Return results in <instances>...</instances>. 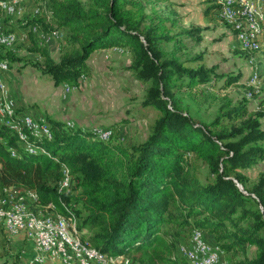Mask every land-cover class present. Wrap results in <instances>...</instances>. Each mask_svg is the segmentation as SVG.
Masks as SVG:
<instances>
[{
    "label": "trees",
    "instance_id": "1",
    "mask_svg": "<svg viewBox=\"0 0 264 264\" xmlns=\"http://www.w3.org/2000/svg\"><path fill=\"white\" fill-rule=\"evenodd\" d=\"M19 1H31L38 10L23 29L39 57L33 66L55 86L78 87L89 75L87 61L94 51L128 48V70L147 84L143 105L158 117L145 141L128 148L49 118L50 139L25 131L22 140L0 124V196L10 187L34 192L41 209L51 205L60 215L74 216L92 248L130 255L133 264H179L177 243L184 230L193 229L212 237L211 245L228 255L227 264H264V169L256 181L246 174L262 169V123L248 115L246 104L230 109L225 104L210 126L198 125L178 99L182 91L198 94L200 85L224 79L228 86L241 76L219 75L202 64L187 67L174 54L176 48L166 52L161 47H181L186 39L199 42L201 29L171 34L178 24L171 18L175 13L169 5L166 16L154 8L147 13L146 2L152 0ZM59 30L64 42L55 60L37 36ZM4 56L10 63L15 59L11 51ZM193 59L201 62L202 56ZM224 118L228 127H222ZM196 162L211 176L205 183ZM65 169L71 185L59 192Z\"/></svg>",
    "mask_w": 264,
    "mask_h": 264
},
{
    "label": "rangeland",
    "instance_id": "2",
    "mask_svg": "<svg viewBox=\"0 0 264 264\" xmlns=\"http://www.w3.org/2000/svg\"><path fill=\"white\" fill-rule=\"evenodd\" d=\"M166 5L175 13L171 18L178 23L170 30L171 34L183 28H200L201 31L199 42L186 39L181 47H174L172 43L162 44L164 51L172 52L176 48L174 54L187 67L195 68L202 64L213 68L219 75L241 76L237 83L228 86L224 79H217L211 86L200 85L194 91L198 94L182 91L178 97L182 110L196 124L210 126L222 115L225 104L229 105L228 109L246 104L248 115L258 117L264 130V27L259 50L248 54L240 49L230 25L217 16L211 0H168L165 3L152 0L151 3L146 2V12L155 10L166 16ZM33 6L31 1H26L16 6L13 16L0 14L4 28L14 30L17 36L14 45L2 49L3 54L11 51L15 57L12 63L9 62L5 80L17 113H28L34 120L49 118L89 134L109 129L112 137L107 143L113 145L128 148L145 141L158 112L143 105L147 84L136 80L128 70L131 63L128 48L94 51L87 63L89 75L82 78L80 85L72 91H63L61 84L51 87L52 81L33 66L39 57L31 50L32 42L23 29L26 19H30L34 12ZM147 22L150 20L147 19ZM37 42L45 45L49 55L56 60L61 54L64 32L59 30L38 35ZM197 56H202L201 62H191ZM254 75L257 76L255 81L252 80ZM221 121L222 127L229 126L227 118ZM195 166L202 183L211 178L204 165L196 162ZM258 166L262 169L254 168L246 172L250 181L257 180V173L264 169V162ZM191 235V230H184L177 243L174 257L179 264H185L184 255L191 245ZM203 238L206 243L212 244L208 233L203 232ZM33 256L30 241L0 230V264H32ZM221 259L227 262L228 255L223 254ZM44 264L62 263L46 259Z\"/></svg>",
    "mask_w": 264,
    "mask_h": 264
},
{
    "label": "built area",
    "instance_id": "3",
    "mask_svg": "<svg viewBox=\"0 0 264 264\" xmlns=\"http://www.w3.org/2000/svg\"><path fill=\"white\" fill-rule=\"evenodd\" d=\"M212 1L219 6L218 17L230 25L240 49L248 54L257 52L264 27V0ZM17 5L19 0L3 1L0 9L6 16H13ZM37 12L34 9L33 13ZM16 39V34L5 29L0 22V124L13 129L22 140L26 139L25 131L33 137L50 139L49 125L43 120H34L28 113L19 115L10 96L5 80L10 63L2 49L10 48ZM252 80H257V76L254 75ZM62 88L66 92L74 89L66 84ZM95 133L102 141H108L112 135L109 129L96 130ZM27 149L33 152L31 147ZM63 175L57 184L59 192L71 185L66 169ZM0 230L10 236H21L32 243V264H44L46 259L59 260L62 264H133L126 255L110 256L98 252L82 239L78 220L74 216L60 215L51 205L41 209L34 192L22 191L17 187L3 189L0 196ZM184 256L185 264H227L222 262L220 247L206 243L203 232L199 230L192 231L191 245Z\"/></svg>",
    "mask_w": 264,
    "mask_h": 264
},
{
    "label": "crops",
    "instance_id": "4",
    "mask_svg": "<svg viewBox=\"0 0 264 264\" xmlns=\"http://www.w3.org/2000/svg\"><path fill=\"white\" fill-rule=\"evenodd\" d=\"M25 3H26V1H24ZM24 2H22V1H19V4L20 5H22ZM24 32H25V34H27L26 33V31L24 30ZM17 37V36H16ZM87 63H88V61H87ZM51 83V87H53V83L52 82H50ZM21 86V85H20ZM60 86H62V85H60ZM54 87H55V85H54ZM63 89V88H62ZM63 91H64V89H63ZM23 114H25V113H22V114H20V115H23ZM204 233H206L207 234V232H204ZM21 237V236H20ZM23 238V237H22ZM31 243V242H30ZM29 244V243H28ZM33 246V245H32Z\"/></svg>",
    "mask_w": 264,
    "mask_h": 264
}]
</instances>
